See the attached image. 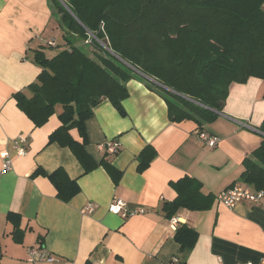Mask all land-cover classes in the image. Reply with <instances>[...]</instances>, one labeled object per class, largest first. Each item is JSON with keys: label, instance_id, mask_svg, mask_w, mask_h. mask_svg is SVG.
Wrapping results in <instances>:
<instances>
[{"label": "crops", "instance_id": "crops-1", "mask_svg": "<svg viewBox=\"0 0 264 264\" xmlns=\"http://www.w3.org/2000/svg\"><path fill=\"white\" fill-rule=\"evenodd\" d=\"M60 23L53 0H0V264H29L28 249L41 247L54 261L36 264H174V258L177 264H259L264 197L257 204L228 208L217 195L235 186L255 191L241 175L244 160L252 158L264 138L259 130L264 80L231 84L222 111L202 127L190 120L171 121L159 95L140 79L129 81L124 116L103 100L86 121L85 150L96 168L85 174L68 148L48 142L60 126L61 108L36 128L14 98L32 96L30 86L41 72L33 52H54L42 41L64 44ZM199 131L215 137L216 146L198 139ZM71 135L78 139L75 130ZM22 136L27 152L19 156L13 141ZM108 141L118 144L117 155L99 150ZM7 157L12 167L3 171ZM39 169L46 175L63 169L80 192L67 203L60 201L47 176L34 175ZM184 177L199 181L201 192L213 200L207 210H180L173 216L178 219L173 230L163 204L176 198L171 183ZM115 199L127 211L143 209L144 214L111 213ZM86 205L92 212L83 214ZM182 225L197 234L184 253L174 240Z\"/></svg>", "mask_w": 264, "mask_h": 264}, {"label": "trees", "instance_id": "trees-1", "mask_svg": "<svg viewBox=\"0 0 264 264\" xmlns=\"http://www.w3.org/2000/svg\"><path fill=\"white\" fill-rule=\"evenodd\" d=\"M53 2L64 43L56 47L63 48L56 54L33 52L32 61L41 72L30 86L32 96L19 93L14 98L36 128L61 108L60 126L48 142L68 148L85 174L96 168L85 150L86 121L103 100L124 116L129 81L140 79L159 95L171 121L190 120L202 127L222 111L231 84L264 80V0ZM259 130L264 134V121ZM243 164V183L264 189V138ZM44 174L40 169L34 173ZM46 176L64 203L80 192L63 169ZM171 187L176 198L163 204L168 219L180 210L211 206L213 197L204 195L195 179L184 177ZM196 238L192 229L179 227L174 234L178 252L189 251Z\"/></svg>", "mask_w": 264, "mask_h": 264}, {"label": "built area", "instance_id": "built-area-1", "mask_svg": "<svg viewBox=\"0 0 264 264\" xmlns=\"http://www.w3.org/2000/svg\"><path fill=\"white\" fill-rule=\"evenodd\" d=\"M44 47L50 49V48H56L57 43L55 42L54 39H44L42 41ZM198 139H200L205 145H207L210 148H214L216 146V141L217 139L215 137H210L207 135L205 132L199 131L197 134ZM13 147L16 150L17 154L19 156H23L26 154L27 150V138L22 136L18 137L13 141ZM99 150L104 152L106 155L109 156H115L119 152V147L118 144L114 141H108L104 144H101L99 146ZM12 167V163L10 159L7 157L3 164H2V170L3 171H9ZM264 197V191L263 190H258V191H251L247 188L235 186L229 189H226L219 193L217 195V200L219 203L223 204L225 207L232 208L236 204H239L241 202H248L251 204H257L259 203ZM126 204L120 200V199H115L111 206L109 211L115 215H122V217H130L134 216L136 214H144L143 209H137L133 211H127L125 209ZM92 212V206L91 205H86L81 210V213H91ZM170 226L173 230L178 225V219L176 217H172L169 219ZM28 256H29V264H36L39 262H53L54 259L53 257L45 250L44 247L41 248H29L28 249ZM173 263L177 264L178 260L173 259ZM259 264H264V257L261 259Z\"/></svg>", "mask_w": 264, "mask_h": 264}, {"label": "rangeland", "instance_id": "rangeland-1", "mask_svg": "<svg viewBox=\"0 0 264 264\" xmlns=\"http://www.w3.org/2000/svg\"><path fill=\"white\" fill-rule=\"evenodd\" d=\"M62 48H63V47H56L55 49H53V51H54V52H58V51H61ZM54 52H53V53H54ZM53 53H52V54H53Z\"/></svg>", "mask_w": 264, "mask_h": 264}]
</instances>
